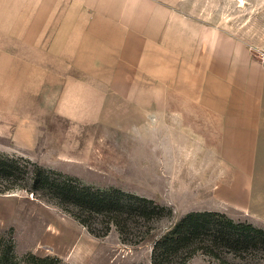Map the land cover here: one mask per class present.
<instances>
[{
  "label": "crops",
  "instance_id": "obj_1",
  "mask_svg": "<svg viewBox=\"0 0 264 264\" xmlns=\"http://www.w3.org/2000/svg\"><path fill=\"white\" fill-rule=\"evenodd\" d=\"M91 1L39 0L33 7L15 0L12 8L0 7V16H16L7 27L0 22V38L6 30L18 31V47L32 57L16 62L26 72L15 75L13 66L4 78L10 83L26 79L28 86L19 79L14 89L0 86V96L20 95L14 110L23 111L8 128L15 145L33 150L41 143L39 107L59 116L70 127L68 133H78L70 135L76 136L70 139L76 146L61 144L57 151L63 161L75 160L82 132L110 125L107 104L118 100L127 110L116 125L124 127L129 143L123 166L127 189L172 206L179 216L205 210L228 213V208L245 213L256 203L247 179L254 171L262 120L260 65L253 66L233 38L179 12H168L154 39L144 32L147 23L133 21L139 10L132 0H120L118 6L116 0ZM37 61L48 65L39 68ZM22 87L29 98H21ZM9 103L10 98H0L3 110ZM6 124L0 125L3 133ZM154 125L162 128L160 145L167 151L157 155L166 159L157 188L147 166L140 168L136 161L143 158L144 146L134 140ZM44 139L46 145L48 136ZM151 183L155 190L147 191L145 185Z\"/></svg>",
  "mask_w": 264,
  "mask_h": 264
},
{
  "label": "rangeland",
  "instance_id": "obj_2",
  "mask_svg": "<svg viewBox=\"0 0 264 264\" xmlns=\"http://www.w3.org/2000/svg\"><path fill=\"white\" fill-rule=\"evenodd\" d=\"M38 2L39 0H30V3L29 0H21V6L35 7ZM118 2L120 0H116L115 6ZM132 4L134 9L139 10L134 13L133 21L147 23L149 30L144 32L150 37L156 39L160 36L161 24L167 22L168 12H179L197 23L212 26L222 34L233 38L239 46L238 51L248 57L253 66L254 62L258 63L260 67L257 68L264 75V0H132ZM15 5V0H0V7L4 9L12 8ZM15 18L16 16L13 14H5L0 16V22H4L7 27L13 20L15 21ZM17 32L6 30V37L0 38V50L4 48L5 51L0 52L1 87L7 84L14 89V86L17 87L20 81L24 82V85L26 84L25 87L28 86L26 79L15 78L12 83L6 82L4 79L8 71L14 70L13 66L16 68L13 72L15 75L26 72L27 70L19 68L20 63L16 62L32 58L28 55L27 49L23 52V49L18 47L21 41L17 38ZM105 33L108 32H101L102 35ZM9 50H13L14 53ZM41 50L43 51V48ZM17 53L18 55H16ZM37 55L39 57L38 53ZM35 64L42 69L48 65L39 61ZM31 65L34 66L33 60ZM38 71L36 72L40 75L41 72ZM25 87H22L24 89H22L21 98H29L28 89ZM16 96L12 93L0 96L5 100L10 98V103L6 104L5 110L2 109L4 105L0 104V125L8 124L4 127L7 130H4L6 131L4 133L1 132L3 129L0 127V153L29 158L41 166L75 176L85 184L94 187L120 188L140 195L137 191L127 189L128 184L123 173L124 153L127 151L129 143L125 140L124 127L116 126L123 122L127 112L124 110L122 102L114 100L113 103L107 104L109 107L107 113L110 115L107 123L110 125L86 127V130L82 132L83 137L79 145L78 158L66 162L59 157L57 151L60 150L61 144L66 149L76 146L70 140L76 136L70 137V135H78V133L75 131L72 134L68 133V130L71 131L70 127L59 116L39 110V107L37 113L44 125L41 143L33 150L20 149L15 145L8 128H12L10 123L18 121V111H23V109L14 110L17 109L15 103L20 95ZM32 118L36 119L34 116ZM261 119L254 171L251 180L247 179L248 182H252V195L256 203L247 208L245 213L233 208H228V213H223L235 221H248L264 228V100ZM46 135L48 143L45 145L44 137ZM133 135H136V132H133ZM162 135V128L154 125V127L150 126L143 130L142 139L134 137L140 147H142L141 144L144 146L140 151L143 158L136 159V161L140 168L147 166L148 172L150 171L149 178L153 179L156 188L162 178L161 168L166 167V159L162 162V159L158 157H161L162 151L167 153L166 148L160 145L164 139ZM183 144L187 146L186 143ZM138 145L136 149L139 148ZM94 166L102 168L96 170ZM155 187L152 186V183L150 186L145 185L147 191L151 189L153 191ZM165 206L172 208V217H164L155 222L154 231L144 242L129 244L121 241L114 226L111 227L107 235L94 236L70 213L59 206L39 199L29 192L14 190L0 193V236L13 238L15 252L18 256L26 252L42 256L54 255L59 257L63 263L69 264H151L152 239L167 230L180 217L172 206ZM222 257L227 262L226 264H243L263 260L261 253L253 251L241 253L238 256L223 251ZM186 264L222 263L218 259L198 251L188 259Z\"/></svg>",
  "mask_w": 264,
  "mask_h": 264
},
{
  "label": "trees",
  "instance_id": "obj_3",
  "mask_svg": "<svg viewBox=\"0 0 264 264\" xmlns=\"http://www.w3.org/2000/svg\"><path fill=\"white\" fill-rule=\"evenodd\" d=\"M23 190L67 211L87 231L101 237L114 226L123 243L140 244L154 231V223L171 218L173 210L156 200L120 188H99L75 176L39 165L29 158L0 153V193ZM227 262L253 251L264 264V228L235 221L220 211H190L152 239L151 264H186L196 252ZM0 264H69L54 255L26 252L18 256L13 238L0 236ZM139 264V263H137Z\"/></svg>",
  "mask_w": 264,
  "mask_h": 264
}]
</instances>
